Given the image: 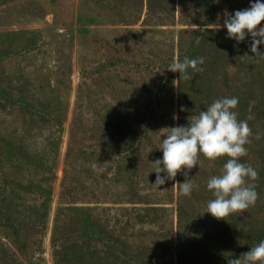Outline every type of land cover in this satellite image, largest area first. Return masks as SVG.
I'll return each instance as SVG.
<instances>
[{"label":"rangeland","instance_id":"rangeland-1","mask_svg":"<svg viewBox=\"0 0 264 264\" xmlns=\"http://www.w3.org/2000/svg\"><path fill=\"white\" fill-rule=\"evenodd\" d=\"M250 2L0 0V264H57L58 220L71 251L100 264H216L236 241L264 240V58L223 26ZM185 57H204L203 71L172 72ZM233 96L238 119L252 116L240 162L258 172V199L217 219L206 185L227 157L201 155L190 197L178 195L180 172L154 187V162L165 128Z\"/></svg>","mask_w":264,"mask_h":264},{"label":"clouds","instance_id":"clouds-1","mask_svg":"<svg viewBox=\"0 0 264 264\" xmlns=\"http://www.w3.org/2000/svg\"><path fill=\"white\" fill-rule=\"evenodd\" d=\"M225 15L223 26L227 29V38L238 45L250 37V51L254 54L251 58H264V53L259 51V46L264 45V0H252L249 8ZM204 63V57H185L173 63L170 70L179 72L180 78L189 79V70L201 72L203 68L200 66ZM238 104L239 98L236 96L217 99L199 114L188 118L187 125L165 128L168 131L158 148L163 155L154 162L156 178L152 185L160 188L167 181H175L180 172L186 179L174 185H178L179 196L190 197L194 190H199L200 185L187 177L194 166H200L201 155L213 162L227 157L220 174L207 181L206 187L213 199L208 201L206 213L224 219L254 206L258 193L256 185L249 181H255L258 172L240 162V158L247 154L245 145L250 142L251 134L248 120L252 116L239 120L235 111ZM42 143V139L37 138V147ZM228 264H264V240L238 258L229 260Z\"/></svg>","mask_w":264,"mask_h":264},{"label":"trees","instance_id":"trees-1","mask_svg":"<svg viewBox=\"0 0 264 264\" xmlns=\"http://www.w3.org/2000/svg\"><path fill=\"white\" fill-rule=\"evenodd\" d=\"M195 1L199 4L206 5L207 7H210L212 6V4H214V0H195ZM17 147H19L20 152L24 154V156L30 152L29 149H25L22 146H17ZM17 147L15 146V148ZM69 147L70 150L72 151H75L77 149L75 145H73V141L70 142ZM180 177H183L182 173H180ZM18 186L20 188L21 187L25 188L27 192H31V190L33 189L32 185L24 187L23 184H19ZM3 201L7 202L8 199L4 198ZM4 225L8 226L12 231H14V233H16L17 239L15 242H18L22 244V246L24 245L25 247V242L27 240V237L25 234L21 235L18 233L20 229H22L23 225L19 222H14L12 215L9 216V219L7 218V222H5ZM59 229H60V225L58 220L56 221L54 226V236H53L54 256L56 257L57 264H84V260L87 258H88L87 260L91 261V264H100L102 260V256L100 254L93 251L86 255L84 252H80L79 249L75 250L78 248V245L76 243L69 244V241L66 238L61 239V236L59 235ZM259 242H260V236H256V235L248 242L240 241L239 243L238 241H236V245H234L233 247L231 246L228 249L227 254L223 257L222 261H219L216 264H228L229 260L238 258L242 253H246L247 251L250 250V247L255 246ZM73 247H75V249H73L75 250L74 252L71 251Z\"/></svg>","mask_w":264,"mask_h":264}]
</instances>
